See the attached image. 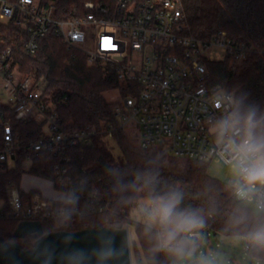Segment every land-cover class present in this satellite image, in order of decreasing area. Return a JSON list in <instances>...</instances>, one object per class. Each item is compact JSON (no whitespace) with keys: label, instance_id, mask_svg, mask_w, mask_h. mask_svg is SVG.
<instances>
[{"label":"built area","instance_id":"1","mask_svg":"<svg viewBox=\"0 0 264 264\" xmlns=\"http://www.w3.org/2000/svg\"><path fill=\"white\" fill-rule=\"evenodd\" d=\"M82 8V15L59 19L54 0H0V21L21 29L24 53L35 54L52 34L68 49L83 53L88 66H98L120 85L115 89L120 99L105 127L65 132L53 104L42 99V83L20 75L11 47L1 51L0 95H5L6 103L0 104L11 108L17 121L42 123V133L27 149L54 158L53 179L45 181L63 198H47L34 187L24 190L21 181L1 183L23 146L9 119L1 114L0 219L21 224L67 220L78 215L76 203L86 201L101 211L96 190L87 191L84 182L70 176L67 154L71 150L81 153L97 135L112 139L126 136L131 128L141 149L158 147L188 160L220 162L211 129L234 112L235 99L232 92L208 83L205 61L226 59L234 66L245 58L246 47L224 32L209 39L194 37L180 0H114L110 8L86 1ZM29 166L27 157L24 174ZM82 172L88 174L86 168ZM32 190L36 192L31 194ZM123 228L128 232V226ZM256 249L250 242L243 247L248 254Z\"/></svg>","mask_w":264,"mask_h":264},{"label":"trees","instance_id":"2","mask_svg":"<svg viewBox=\"0 0 264 264\" xmlns=\"http://www.w3.org/2000/svg\"><path fill=\"white\" fill-rule=\"evenodd\" d=\"M54 1L55 16L59 19L82 15L86 1L107 8L114 3V0ZM180 1L194 37L209 39L224 32L246 47L245 58L234 66L226 59L206 60L207 80L210 85L234 94V112L255 110L258 118L264 117V0ZM22 37L21 29L13 23L0 24V53L11 47L19 71L35 81H43L42 99L53 104L61 129L70 132L85 126L105 127L113 118L115 104L107 102L103 93L119 88L117 80L98 66H88L83 53L68 49L52 34L43 39L33 55L22 51ZM1 114L9 119L12 132L23 144L15 153V166L2 175L1 183L19 184L27 157L30 159L28 175L52 180L54 158L45 152L33 153L27 149V144L42 133V123L17 121L11 108L0 104V120ZM1 136L0 125V148ZM111 141L117 145L119 155L113 154ZM67 154L70 176L84 182L87 191L96 190L102 210L93 208L89 201L77 202L79 213L70 219L35 222L41 234L131 226L135 241L130 242V252L135 264H171L168 256L153 252V242L145 231V224L133 221L131 215L141 202L148 203L153 196L175 190L183 194L181 207L198 209L203 216L204 226L200 229L196 253L201 241L208 240L210 234L240 236L244 242H249L246 237L256 222L251 218V210H248V222H234L239 204L227 190V183L208 174V162L174 156L158 147L141 149L137 142L124 135L112 139L97 135L81 153L71 150ZM84 168L88 174L82 172ZM33 192L36 191L30 193ZM20 224L14 219H0V245L11 242L22 250L32 247L40 235L35 231L22 238L15 237ZM250 256L264 263V249L257 248Z\"/></svg>","mask_w":264,"mask_h":264},{"label":"clouds","instance_id":"3","mask_svg":"<svg viewBox=\"0 0 264 264\" xmlns=\"http://www.w3.org/2000/svg\"><path fill=\"white\" fill-rule=\"evenodd\" d=\"M216 139L219 161L228 169L227 190L238 202L233 217L236 224L255 219L248 241L264 249V117L255 110L230 113L211 129ZM179 191L153 196L140 209L145 231L153 242V252L163 253L171 264H216L211 255H196L204 219L198 209L181 207ZM68 239H71L70 237ZM118 255L110 236H101L99 246L91 251L72 249L64 254V264H108Z\"/></svg>","mask_w":264,"mask_h":264},{"label":"water","instance_id":"4","mask_svg":"<svg viewBox=\"0 0 264 264\" xmlns=\"http://www.w3.org/2000/svg\"><path fill=\"white\" fill-rule=\"evenodd\" d=\"M37 232L40 236L34 240L32 247L22 250L19 245L6 242L0 245V264H64V254L72 249L91 251L99 246L101 236H110L118 249V255L108 264H131L129 235L121 229H85L77 232H51L41 234L37 223L20 224L14 234L22 238L26 234ZM71 239H68V238ZM89 264H96L91 257Z\"/></svg>","mask_w":264,"mask_h":264},{"label":"rangeland","instance_id":"5","mask_svg":"<svg viewBox=\"0 0 264 264\" xmlns=\"http://www.w3.org/2000/svg\"><path fill=\"white\" fill-rule=\"evenodd\" d=\"M1 25H5L6 22L0 21ZM220 56H213L211 55V58H219ZM21 76L23 75L20 72ZM32 77V76H31ZM39 83H42V87L44 88V83L42 80H39ZM104 99L107 102L115 103L120 99V95L117 90H110L105 93H103ZM6 98L4 94L0 95V101L1 103H6ZM136 136L137 133L133 129L129 128L126 133V137L129 140H132L136 142ZM110 145L113 148V154L119 155L120 151L115 144V142L111 141ZM207 172L208 174L216 178L217 180L227 183L228 180V169L226 166H224L220 162H216L214 160L208 162L207 164ZM21 188L22 189H28L29 187H34L39 189L41 194L47 198L51 199H61L63 198V194L61 192L55 191L51 185L45 181V180H39L36 178H33L27 174H24L21 179ZM147 202L143 201L140 203L138 208H135L132 212L131 219L135 222H141L144 223V218L140 214V209L145 206ZM128 234H129V242L135 241V234L134 230L131 226H128ZM244 240L240 236H225V235H217L214 236L212 234L209 235V239L207 240L204 238L201 241V247H200V254L196 253L197 256L199 255H211L215 261L216 264H264L260 262L259 260L253 258L250 256V254L245 253L243 251L244 247ZM209 246L211 248H209ZM131 253V252H130ZM131 264H135L133 262V258L131 256Z\"/></svg>","mask_w":264,"mask_h":264},{"label":"snow or ice","instance_id":"6","mask_svg":"<svg viewBox=\"0 0 264 264\" xmlns=\"http://www.w3.org/2000/svg\"><path fill=\"white\" fill-rule=\"evenodd\" d=\"M106 46H111L110 44H106Z\"/></svg>","mask_w":264,"mask_h":264}]
</instances>
